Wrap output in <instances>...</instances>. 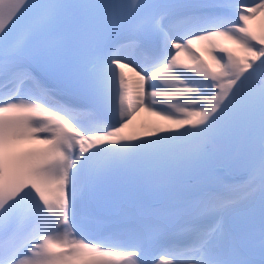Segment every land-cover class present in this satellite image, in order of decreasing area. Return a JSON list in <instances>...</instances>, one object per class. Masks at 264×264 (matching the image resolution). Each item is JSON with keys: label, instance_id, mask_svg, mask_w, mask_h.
<instances>
[{"label": "snow or ice", "instance_id": "6c2138e0", "mask_svg": "<svg viewBox=\"0 0 264 264\" xmlns=\"http://www.w3.org/2000/svg\"><path fill=\"white\" fill-rule=\"evenodd\" d=\"M0 264H264V0H0Z\"/></svg>", "mask_w": 264, "mask_h": 264}, {"label": "bare ground", "instance_id": "6f19581e", "mask_svg": "<svg viewBox=\"0 0 264 264\" xmlns=\"http://www.w3.org/2000/svg\"><path fill=\"white\" fill-rule=\"evenodd\" d=\"M194 51L197 52V55H202V56H203L204 53H207L206 50H205V46L203 44L196 45V47L194 48ZM190 75H194V74L190 73ZM147 119H148L147 113L141 112L140 116L138 117V121H145Z\"/></svg>", "mask_w": 264, "mask_h": 264}]
</instances>
